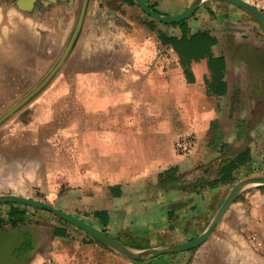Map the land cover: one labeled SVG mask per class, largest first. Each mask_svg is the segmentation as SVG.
<instances>
[{
    "label": "crops",
    "instance_id": "obj_1",
    "mask_svg": "<svg viewBox=\"0 0 264 264\" xmlns=\"http://www.w3.org/2000/svg\"><path fill=\"white\" fill-rule=\"evenodd\" d=\"M83 1L0 0L35 26L10 36L0 70L50 69L46 60H59ZM143 1L167 16L195 2ZM258 56L263 27L226 0H203L175 24L133 0H86L67 57L4 127L0 147L7 161L38 172V188L17 196L42 193L125 250L45 210L0 202V264H264V185L239 191L200 245L143 254L197 238L236 183L264 177ZM186 129L198 145L180 157L172 146Z\"/></svg>",
    "mask_w": 264,
    "mask_h": 264
},
{
    "label": "water",
    "instance_id": "obj_2",
    "mask_svg": "<svg viewBox=\"0 0 264 264\" xmlns=\"http://www.w3.org/2000/svg\"><path fill=\"white\" fill-rule=\"evenodd\" d=\"M133 1L147 16L151 17L153 20H156L164 24H175V23H179L191 17L194 10L200 5V3L203 0H195V2L191 6L186 7L183 11L177 14H174V15H169V16L159 14L158 12L152 10L143 0H133ZM226 1L248 12L264 29V13L260 9H258L256 6H254L253 4L249 3L246 0H226ZM85 4H86V0L83 1L82 9H81L79 18L77 20V23L75 25V28L72 31V34L59 60L55 64V66L35 88H33L28 94H26L23 98H21L18 102H16L13 106H11L2 116H0V123L6 120L15 111L21 108L25 103H27L50 80V78L53 76V74L56 72V70L65 60L79 32L83 14H84ZM261 71H262V76L264 78V67L261 69ZM253 185H264V177H261V176L251 177V178H247L245 180H242L236 183L228 192L226 198L224 199L223 203L219 207L210 225L197 238L190 240L188 242L179 244V245L162 248V249L149 250V251L143 252V254L158 255L163 252L182 251V250L190 249V248L200 245L211 235L217 223L220 221L221 217L223 216L225 211L228 209L230 203L233 201L237 193L241 191L242 189L249 187V186H253ZM0 202L18 203V204L28 205V206H32L38 209L45 210L47 212H50L57 218L62 219L80 228L85 233L91 235L92 237L108 245L109 247L113 249L121 250V251L125 250L115 240L107 236L105 233H103L99 229L93 227L92 225L88 224L87 222L75 216H72L70 214H67L65 212L58 210L57 208L53 207L52 205L48 203L41 202V201L31 199V198L17 196V195L2 196L0 197ZM139 255L140 253L134 254L136 258L139 257Z\"/></svg>",
    "mask_w": 264,
    "mask_h": 264
},
{
    "label": "rangeland",
    "instance_id": "obj_3",
    "mask_svg": "<svg viewBox=\"0 0 264 264\" xmlns=\"http://www.w3.org/2000/svg\"><path fill=\"white\" fill-rule=\"evenodd\" d=\"M249 1V3H253V5L254 3L258 6L261 5L260 0H254V2H252V0ZM262 12L264 13V11ZM34 29V25L22 21V17L18 12H12L11 10L0 8V51L4 52L6 50L9 51V49L11 50L10 36L12 34ZM57 60L58 59H55L51 62L46 60L45 66H50V69L47 70H0V116H2L11 106L28 94L33 88H35L52 70L57 63ZM13 66L18 67L23 65L13 63ZM21 108L0 123V146L5 143V135L3 134L5 131L4 127L11 122L16 112H18ZM25 116L26 113L22 117L24 118ZM1 148L2 147H0V197L16 195V193L21 192V188L26 186H28L29 189H37L39 185L35 179L38 178V172L31 166L22 167L17 165V168L13 163L10 166V169L6 170V164H4L3 167V164H1L6 160L4 152ZM40 194L43 195L39 192L35 193V200L52 205L48 202L50 200L44 198L43 196H39Z\"/></svg>",
    "mask_w": 264,
    "mask_h": 264
},
{
    "label": "built area",
    "instance_id": "obj_4",
    "mask_svg": "<svg viewBox=\"0 0 264 264\" xmlns=\"http://www.w3.org/2000/svg\"><path fill=\"white\" fill-rule=\"evenodd\" d=\"M197 145L198 137L195 131L186 129L175 138L172 149L175 155L188 157L196 150ZM37 264H58V262L52 257H47Z\"/></svg>",
    "mask_w": 264,
    "mask_h": 264
},
{
    "label": "bare ground",
    "instance_id": "obj_5",
    "mask_svg": "<svg viewBox=\"0 0 264 264\" xmlns=\"http://www.w3.org/2000/svg\"><path fill=\"white\" fill-rule=\"evenodd\" d=\"M246 1H249V0H246ZM10 158H11V157H10ZM19 159H20V158H19ZM9 160H10V159H9ZM14 160H15V159H13L12 161H14ZM0 161H1V160H0ZM12 163H13V162H10V161L7 162V161L5 160V161H3L1 164H3L2 167L4 166V164H6V165H5V169L8 170V169H10V166L12 165ZM13 164H14V163H13ZM16 167H17V166H16ZM14 168H15V167H14ZM17 168H18V167H17ZM15 170H16V169H15ZM9 171H10V170H9Z\"/></svg>",
    "mask_w": 264,
    "mask_h": 264
},
{
    "label": "trees",
    "instance_id": "obj_6",
    "mask_svg": "<svg viewBox=\"0 0 264 264\" xmlns=\"http://www.w3.org/2000/svg\"><path fill=\"white\" fill-rule=\"evenodd\" d=\"M174 45H175V43H174ZM21 213H22V211H19L17 209H13L12 212H11L12 215H19ZM17 217L19 218L20 216H17Z\"/></svg>",
    "mask_w": 264,
    "mask_h": 264
},
{
    "label": "flooded vegetation",
    "instance_id": "obj_7",
    "mask_svg": "<svg viewBox=\"0 0 264 264\" xmlns=\"http://www.w3.org/2000/svg\"><path fill=\"white\" fill-rule=\"evenodd\" d=\"M257 60H258V62H262V61L264 60V58L261 57V56H258V57H257Z\"/></svg>",
    "mask_w": 264,
    "mask_h": 264
}]
</instances>
